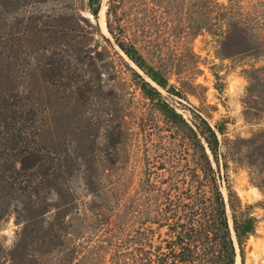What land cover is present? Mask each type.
Returning <instances> with one entry per match:
<instances>
[{"label":"trees","instance_id":"1","mask_svg":"<svg viewBox=\"0 0 264 264\" xmlns=\"http://www.w3.org/2000/svg\"><path fill=\"white\" fill-rule=\"evenodd\" d=\"M51 1L62 0H0V264H245L260 220L234 191L228 159L263 189L264 128L227 141L226 152L225 126L195 110L190 122L163 96L182 92L170 84V65L150 64L127 32L125 0L108 1L112 39L77 7L27 12ZM85 1L98 20L104 0ZM260 13L207 0L205 26L220 31L223 57H264ZM114 46L135 65L126 63L147 107L186 134L196 159L178 176L147 171L133 195L122 151L131 126L147 118L117 92ZM245 72V116L264 124V65ZM11 219L19 231L7 246L1 231ZM130 223L167 228V238L155 246L151 227L131 234Z\"/></svg>","mask_w":264,"mask_h":264},{"label":"rangeland","instance_id":"2","mask_svg":"<svg viewBox=\"0 0 264 264\" xmlns=\"http://www.w3.org/2000/svg\"><path fill=\"white\" fill-rule=\"evenodd\" d=\"M108 1H103L98 20L91 15L85 0L51 1L27 12L37 10L62 14L77 7L112 39L106 25ZM238 1L244 11L251 14L256 7L261 12V18H264V0ZM218 2L229 4V0ZM206 5L207 0H125L123 25L128 33L137 38L136 45L150 64L157 65L162 60L170 65V84L182 92V97L169 95L165 91L162 93L186 120L198 121L193 113L195 110L213 127L225 126L224 134L218 133L223 144L226 142L224 150L227 152L231 146L227 141L249 139L264 128L261 121L245 116L246 89L249 85L245 71L264 65V57H223L220 52V31H208L205 26ZM148 47L150 50H147ZM110 52L121 76L117 92L133 99L134 111L146 113L147 118L143 128L136 124L131 126L134 137L122 151L125 159L123 180L133 195L147 171H156L165 177L178 176L195 168L196 159L186 134L167 122L160 113L147 107L126 63L131 67L135 65L117 46L110 48ZM140 126H143L142 122ZM228 161L234 191L244 207L255 206L250 213L260 220L255 235L246 243L245 264H264V188L260 189L253 182L251 171L245 164L231 157ZM74 187L79 195H85L80 179L74 181ZM130 225L131 234H135L139 228L145 230L151 227L155 246L162 245L167 238V228L161 229L151 223ZM18 231L14 219L4 223L1 236L7 246L14 243ZM237 261L241 264L240 258Z\"/></svg>","mask_w":264,"mask_h":264},{"label":"bare ground","instance_id":"3","mask_svg":"<svg viewBox=\"0 0 264 264\" xmlns=\"http://www.w3.org/2000/svg\"><path fill=\"white\" fill-rule=\"evenodd\" d=\"M236 264H240L239 261H237Z\"/></svg>","mask_w":264,"mask_h":264}]
</instances>
